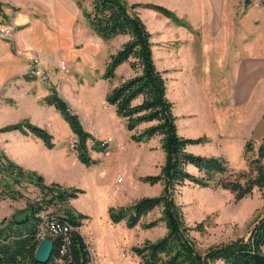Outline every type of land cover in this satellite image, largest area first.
<instances>
[{
	"label": "trees",
	"instance_id": "1",
	"mask_svg": "<svg viewBox=\"0 0 264 264\" xmlns=\"http://www.w3.org/2000/svg\"><path fill=\"white\" fill-rule=\"evenodd\" d=\"M78 3L80 4L79 1ZM140 4L126 0H90V9L82 10L89 27L101 38L109 39L117 34L127 36L109 53L101 76L113 77L115 67L123 61H128L133 73L110 86L104 94V100L113 106L116 115L124 118L127 130L148 122L138 131L133 130L130 138L142 141L158 135L163 152L159 173L142 177L151 183L160 180L159 192L140 196L127 204L108 205L107 217L112 223L122 220L126 227H131L147 211L155 206L160 207L156 218L141 225L150 227L161 220L165 229L163 234L152 241L144 240L130 247L141 264H264V252L261 249L264 244V209L254 219L244 237L200 250L189 234L191 226L185 223L174 196L177 186L184 181L198 186H220L233 192L234 198L238 199L249 193L253 186L264 185V138L255 145L253 140H245L243 154L250 151L251 156L245 159V166L240 168L232 167L222 156L201 155L187 149V145L201 142L205 137H188L177 132L172 102L166 96V79L153 59L151 34L136 10ZM143 4L172 18L178 24H186L162 5ZM45 100L53 104L74 133L77 158L84 164L95 162L89 149L103 150L104 145L95 140L88 144V133L82 129L77 114L56 92L51 91ZM7 125L19 129L26 127L46 145H51L50 135L35 124L15 122ZM2 157L0 199L21 197L16 185L22 181L37 187L41 196L28 201L21 215L13 214V219H8L12 225L7 226L5 223L0 228V264H86L90 254L78 226L87 215L66 207L62 212L46 209L52 193L62 200L75 197L82 189L73 186L61 188L55 183H44L38 173L27 171L4 155ZM187 164L193 165L197 172L187 170ZM223 174H227V177L222 179L220 177ZM197 225L198 223L195 224L196 227ZM39 228H43L46 236L51 239V251L44 261H37L33 257L39 240Z\"/></svg>",
	"mask_w": 264,
	"mask_h": 264
},
{
	"label": "rangeland",
	"instance_id": "2",
	"mask_svg": "<svg viewBox=\"0 0 264 264\" xmlns=\"http://www.w3.org/2000/svg\"><path fill=\"white\" fill-rule=\"evenodd\" d=\"M126 1L141 3L136 7V10L151 34L153 59L155 66L163 72L166 79V96L172 102L177 132L188 137L204 136L205 140H207L208 133H205V130H213L215 125H213L214 116L209 105L208 93L197 83L199 81L197 80V25L194 26L192 23V25H189L188 22H185V20L188 21L187 17L177 15L174 10L164 6L161 2L155 0H144L145 2L142 0ZM254 1L248 0L245 2V5L253 7L261 5V0H257L260 2L257 5L253 3ZM143 3L162 5L172 11L179 20L184 21L186 24H178L172 18L163 15L151 7L144 6ZM1 4L0 2V22L7 19L12 11L10 6H3ZM84 22L89 29L86 19L83 18L82 23L84 24ZM184 26L186 27V32L182 28ZM126 37L125 34H117L109 39L102 38L103 41H106L105 53L104 55L102 53L98 54V59L93 66L95 73L92 76L86 75L84 82L92 84L95 83L98 76L102 77L101 73L110 51L112 52L117 48ZM10 38H8L9 42ZM2 39L5 38L0 37V40ZM7 59V56L0 53V68L4 71L7 68L10 71V69L15 67ZM62 60L64 68L61 70L65 73H70L69 70L74 73L75 70H73L74 72L72 71L73 67L69 66L65 59ZM41 65L47 71L45 78L35 76L34 73L30 72L27 65L18 74L7 79L2 78L4 72L0 69V134L1 132L16 129L26 132L28 131L26 127L19 129L7 124L27 122L41 127L50 135L51 139V134L42 125V122L39 121L41 124H38L28 114L21 111L25 110L23 106H17V103L23 104V101L18 102V98H23L25 94L31 95V92L34 91L33 89L26 91L21 87L19 80H17L21 77H23L22 80L24 81L30 77H34L41 82L47 83V87H45L46 91L39 98L44 103L51 104L45 100L51 91L56 92L62 97L60 87L52 85L47 67L43 63ZM99 70H102L100 75H98ZM132 73L133 71L128 61H126L121 68L116 70V74L111 81L103 79L90 93L93 102H98L99 106L104 109L102 114L106 115L108 113L107 115L110 118L108 120H111V125H108V128L111 131H108L107 127L102 128V126L92 128L93 126L86 125V123L81 124L79 121L82 129L88 133L87 142L91 140L98 141L97 139H102L109 135L113 140L117 139L121 141L123 147L119 148L112 142H109L103 150L94 149V152L91 153L96 158V162L90 164V170L92 173H95L94 171L97 170L98 182L94 183L93 179L88 181L85 184V189L81 188L82 192L72 198L66 197L60 200L52 193V199L46 208L62 212L66 207L87 215V217L82 218L81 224L78 226V230L87 243L90 254L89 261L86 264H141L139 257L132 252L130 247L138 245L144 240L152 241L161 236L165 230L161 220H157L150 227H143L141 225L143 222L154 219L159 215V206H155L147 211L131 227H126L122 220L112 223L107 217L106 208L108 205L127 204L140 196L156 194L161 188L160 180L151 183L142 179L145 175L159 173L160 166L163 163V152L159 145V136L153 135L142 141L130 142L128 139H131L130 134L132 131H138L148 124V122L137 124L134 129L127 130L124 126L123 117L111 111L110 106L105 101L100 104L101 99L104 100V93L111 83L117 82L120 78H124ZM84 75V71L81 70L74 73V78L78 81ZM65 102L67 103L66 100ZM3 105H10L14 108L10 110L5 109L8 112L3 113ZM30 115L32 116L31 113ZM61 117L65 120L62 115ZM80 117L82 118L81 115ZM7 118L9 121L4 122L3 120ZM14 118L16 120L11 121ZM92 120L90 123H92ZM253 134L258 135V138H264V120L259 122ZM74 139V133L70 132L67 143L72 149L74 147L71 143L75 141ZM205 140L201 141L200 144L198 142L190 143L187 145V149L196 154L222 156L235 168L244 167L245 159L251 156L250 151H246L244 154L243 152L240 153L237 147L238 142L235 139L225 138L224 136L214 139V136H212L211 142L208 141V144L205 143ZM126 141L130 142L132 146L126 147ZM255 144L256 142L253 143V145ZM126 148L128 149L125 153ZM2 155L17 163L7 155L0 143L1 161L3 160ZM186 168L190 172H197L196 168L191 164H187ZM24 169L41 175L34 169ZM227 174H223L220 178L227 177ZM49 183H55L61 188L76 187L74 185L65 186V184H61L60 182ZM16 187L22 194L21 197L16 199L4 197L3 201H0V228H3L5 223L7 226L12 225V222L8 221L10 216L13 214L21 215L28 201L38 199L41 196L37 187L27 181H22ZM174 196L176 202L180 205L185 223L191 226L189 234L195 246L200 250L210 245L246 236L252 222L264 209V185L253 186L249 193L235 199L233 192L226 188L220 186H198L192 182L184 181L177 186ZM2 220L5 221L2 223ZM196 223H198L197 227L195 226ZM261 249L264 252V244L261 246Z\"/></svg>",
	"mask_w": 264,
	"mask_h": 264
},
{
	"label": "crops",
	"instance_id": "3",
	"mask_svg": "<svg viewBox=\"0 0 264 264\" xmlns=\"http://www.w3.org/2000/svg\"><path fill=\"white\" fill-rule=\"evenodd\" d=\"M155 1L171 8L177 15L187 17L188 21L184 20L189 25H197V83L208 93L215 125L213 130H205L208 133L205 143L211 142L212 136L214 139L224 136L237 140V147L240 153L243 152L245 140L257 142L261 139L253 131L264 120V1H260L259 7L245 5L244 0ZM0 2L12 8L15 24L10 42L8 39L0 40V53L15 65L10 71L8 68L5 71L0 68L4 72L2 78L18 74L27 65L28 56L35 54L47 67L52 85L60 87V94L77 114L81 124L86 123L92 128H108L111 125L108 113L102 114L104 109L98 102H93L90 93L103 79L111 81L116 70L126 61L115 67L113 77L98 76L95 83L84 82L86 75L92 76L95 73L93 66L98 54L104 55L106 46V41L89 27L87 20L89 29L85 22L82 23L85 19L82 10L90 9V0ZM182 28L186 30L185 26ZM62 59L73 67L74 73L83 70L84 77L77 81L70 70V73H65L59 69L58 62ZM22 79H17L21 87L26 91H34L31 95L25 94L23 98H18V102L23 101V104L17 103V106H23L25 110L21 111L38 124L42 122L51 134V145L47 146L30 131L21 132L16 129L1 132L0 143L7 155L22 167L39 172L44 183L60 182L84 190L88 181L93 179L94 183L98 182L97 170L92 173L90 164L82 163L75 150L68 146L67 138L72 131L67 122L52 104L39 100L46 91L47 83L34 77L26 81ZM104 101L101 99L100 104ZM108 106L114 111L112 105ZM11 108L14 107L3 105L2 112H8ZM14 120L16 118L11 121ZM108 131L111 129L108 128ZM130 142L126 141V147L132 146ZM91 152L94 149H89V154L96 162Z\"/></svg>",
	"mask_w": 264,
	"mask_h": 264
},
{
	"label": "built area",
	"instance_id": "4",
	"mask_svg": "<svg viewBox=\"0 0 264 264\" xmlns=\"http://www.w3.org/2000/svg\"><path fill=\"white\" fill-rule=\"evenodd\" d=\"M254 4H259L260 2H258L257 0H255L253 2ZM14 28H15V24H14V15L13 13H10V16L1 21L0 22V37L1 38H5V39H8L11 37L13 31H14ZM42 62L40 60V58L35 55V54H30L28 56V63H27V66L30 70V72L34 73V75L36 76H39L41 78H45L46 76V70L44 69L43 65H41ZM58 67L60 69L64 68V63H63V60H60L58 62ZM98 141H100L99 143L100 144H103L104 147L106 146L107 143L109 142H112L115 146L119 147V148H122L123 147V144L121 141H118L117 139L116 140H113V138L109 135H107L106 137L102 138V139H97ZM93 141H89L88 144H92ZM71 145L74 147V142L71 143ZM51 230V229H50ZM46 231L43 229V228H39V231L37 232V235L40 238L46 236Z\"/></svg>",
	"mask_w": 264,
	"mask_h": 264
},
{
	"label": "water",
	"instance_id": "5",
	"mask_svg": "<svg viewBox=\"0 0 264 264\" xmlns=\"http://www.w3.org/2000/svg\"><path fill=\"white\" fill-rule=\"evenodd\" d=\"M13 215L10 218L13 219ZM51 251V239L47 236L40 238L35 246L33 257L37 261H44L48 258Z\"/></svg>",
	"mask_w": 264,
	"mask_h": 264
}]
</instances>
